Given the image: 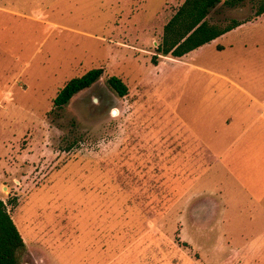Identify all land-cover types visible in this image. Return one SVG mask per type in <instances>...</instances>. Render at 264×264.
Here are the masks:
<instances>
[{"label":"rangeland","instance_id":"374dc122","mask_svg":"<svg viewBox=\"0 0 264 264\" xmlns=\"http://www.w3.org/2000/svg\"><path fill=\"white\" fill-rule=\"evenodd\" d=\"M183 1L0 0V201L21 264H264V199L220 164L255 112L247 94L264 96V14L153 65ZM93 68L101 78L54 108Z\"/></svg>","mask_w":264,"mask_h":264},{"label":"trees","instance_id":"16d2710c","mask_svg":"<svg viewBox=\"0 0 264 264\" xmlns=\"http://www.w3.org/2000/svg\"><path fill=\"white\" fill-rule=\"evenodd\" d=\"M246 4L252 9V16L246 20L230 19L228 24L222 25L207 20L208 15L218 8L234 10ZM262 14L264 0H184L163 26L161 41L151 63L156 65L160 55L175 60L181 58ZM102 74V68H93L67 81L53 99L54 108L66 106L72 97L94 85ZM106 84L119 98L127 94V86L116 76H110ZM25 249L16 226L0 201V264H21Z\"/></svg>","mask_w":264,"mask_h":264},{"label":"crops","instance_id":"0c3cea01","mask_svg":"<svg viewBox=\"0 0 264 264\" xmlns=\"http://www.w3.org/2000/svg\"><path fill=\"white\" fill-rule=\"evenodd\" d=\"M247 98L255 112L241 120L238 132L220 153V164L233 179L235 190L259 202L264 199V96L247 94Z\"/></svg>","mask_w":264,"mask_h":264},{"label":"bare ground","instance_id":"6f19581e","mask_svg":"<svg viewBox=\"0 0 264 264\" xmlns=\"http://www.w3.org/2000/svg\"><path fill=\"white\" fill-rule=\"evenodd\" d=\"M173 60H175V59H173ZM23 238V237H22Z\"/></svg>","mask_w":264,"mask_h":264}]
</instances>
